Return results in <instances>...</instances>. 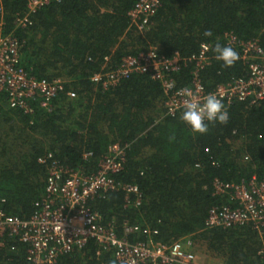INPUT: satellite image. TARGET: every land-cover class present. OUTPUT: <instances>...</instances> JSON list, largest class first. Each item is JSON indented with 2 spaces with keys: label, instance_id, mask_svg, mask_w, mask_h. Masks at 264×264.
I'll return each instance as SVG.
<instances>
[{
  "label": "trees",
  "instance_id": "trees-1",
  "mask_svg": "<svg viewBox=\"0 0 264 264\" xmlns=\"http://www.w3.org/2000/svg\"><path fill=\"white\" fill-rule=\"evenodd\" d=\"M136 0H59L30 15L31 25L16 28L26 14L24 2L2 0V30L22 43L21 66L38 79H60L63 91L47 112L33 115L0 105V209L27 219L42 196L46 167L38 158L50 153L67 170L93 173L111 144L127 146L123 170L115 183L136 185L138 206L121 190L87 202L104 226L122 236L124 225L156 231L154 243L170 244L191 236L193 251L221 264H264L261 241L250 226L205 229L208 211L225 200L213 192L215 180L264 182V100L234 103L226 123H209L194 133L181 120L164 113V94L147 75H133L108 91L90 81L102 68L113 70L120 60L156 47L166 57L196 54L202 44L227 46L226 34L240 41L258 39L264 49V7L261 0H161L140 34L129 26L128 12ZM211 31V36H205ZM233 49V48H232ZM236 53V49H233ZM238 56V55H237ZM192 65L174 78L190 82ZM246 66L236 60L223 66L213 59L200 72L207 90L244 77ZM90 153L87 159L83 154ZM144 233V232H143ZM131 242H147V232ZM26 246L4 238L0 264H28ZM89 242L61 256L55 264H117L110 252ZM202 253V252H201Z\"/></svg>",
  "mask_w": 264,
  "mask_h": 264
},
{
  "label": "built area",
  "instance_id": "built-area-1",
  "mask_svg": "<svg viewBox=\"0 0 264 264\" xmlns=\"http://www.w3.org/2000/svg\"><path fill=\"white\" fill-rule=\"evenodd\" d=\"M24 2L26 14L16 18V28L31 25V17L37 10L59 0H19ZM264 7V0H261ZM161 0H136L128 12L129 26L143 34L160 6ZM2 0L0 15L2 16ZM0 17V105L4 98L11 110L33 115L37 108L51 111V102L63 91L60 79H38L29 75L21 66L22 43L15 35L3 33ZM264 36V24L262 29ZM227 46L236 49L238 60L246 66L244 77L207 90L200 79V72L211 64V46L202 44L196 54L182 56L175 52L166 57L156 47L123 57L113 70L102 68L90 81L102 91L118 86L133 75H147L160 85L164 94V113L175 117L182 114L184 103L190 99L201 101L208 94L221 99L227 110L234 103L257 104L264 100V49L258 39L240 41L233 34L224 37ZM192 65L190 82L179 86L174 75ZM190 93L191 95H188ZM127 146L111 144L105 156L90 174L67 170L53 159L52 154L38 158L46 167L42 196L33 204V213L27 219L8 215L0 209V243L4 238L25 245L28 264H55L66 254L79 251L89 242L100 251L110 252L117 264H201L193 251L191 236H185L170 244L154 243L151 236L156 231L141 230L139 226L124 225L122 236L113 226L100 223L99 215L87 207V202L100 194L121 190L134 198L136 206L141 193L136 185L115 183L113 177L124 167ZM90 153L83 154L87 159ZM213 192L223 198L225 204L208 211L205 229H231L250 226L261 241L264 258V182L251 178L241 183H223L215 180ZM147 232V242H131L129 236ZM143 233V234H144ZM210 264H221L208 258Z\"/></svg>",
  "mask_w": 264,
  "mask_h": 264
},
{
  "label": "clouds",
  "instance_id": "clouds-1",
  "mask_svg": "<svg viewBox=\"0 0 264 264\" xmlns=\"http://www.w3.org/2000/svg\"><path fill=\"white\" fill-rule=\"evenodd\" d=\"M204 35L211 36L212 33L206 31ZM213 51L215 58L222 61L225 67L232 66L238 58L237 53L229 46L216 44ZM180 118L194 133L204 134L208 131L209 123H226L228 113L221 99L215 94H208L202 102L193 99L186 101Z\"/></svg>",
  "mask_w": 264,
  "mask_h": 264
},
{
  "label": "rangeland",
  "instance_id": "rangeland-1",
  "mask_svg": "<svg viewBox=\"0 0 264 264\" xmlns=\"http://www.w3.org/2000/svg\"><path fill=\"white\" fill-rule=\"evenodd\" d=\"M196 252H198L197 257H198L199 262H201V264L212 263V261H209V259L205 256V253H203V251L196 250Z\"/></svg>",
  "mask_w": 264,
  "mask_h": 264
}]
</instances>
